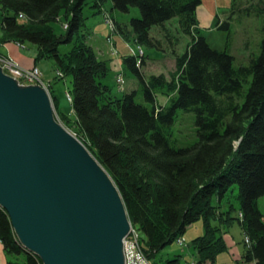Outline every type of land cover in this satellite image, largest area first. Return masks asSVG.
<instances>
[{"label": "trees", "instance_id": "obj_1", "mask_svg": "<svg viewBox=\"0 0 264 264\" xmlns=\"http://www.w3.org/2000/svg\"><path fill=\"white\" fill-rule=\"evenodd\" d=\"M106 1L94 0V7L102 13ZM246 1L248 7L233 0L232 13L256 16L263 37L259 54L236 66L229 53L231 35L225 51L213 49L205 38L197 16L202 0H112L113 9L123 13L141 10V18L116 25L125 40L141 49L158 47L151 30L158 26L169 31L167 23L174 18L192 39L185 54L174 52L176 70L169 77L147 76L146 54L124 56L142 85L140 102L138 91L118 97L102 82L109 72L107 61L83 33L88 0H0V47L33 44L37 62L53 59L59 72L72 77L70 128L118 186L133 228L141 233L140 245L152 261L203 220L205 234L194 240L198 264H216L228 251L225 234L236 221L249 238L244 262L264 264V215L258 203L264 197V0ZM62 17L68 28L58 33L54 24ZM218 27L232 28L229 22ZM68 44L73 49L62 54L60 47ZM181 110L195 113L198 137L191 145L176 147ZM234 188L239 189L237 217L232 202L222 210ZM216 197L220 205L214 204ZM0 242L13 258L7 264H43L21 246L1 207Z\"/></svg>", "mask_w": 264, "mask_h": 264}, {"label": "water", "instance_id": "obj_2", "mask_svg": "<svg viewBox=\"0 0 264 264\" xmlns=\"http://www.w3.org/2000/svg\"><path fill=\"white\" fill-rule=\"evenodd\" d=\"M0 207L43 264H127L133 225L113 178L58 120L49 91L1 63Z\"/></svg>", "mask_w": 264, "mask_h": 264}, {"label": "rangeland", "instance_id": "obj_3", "mask_svg": "<svg viewBox=\"0 0 264 264\" xmlns=\"http://www.w3.org/2000/svg\"><path fill=\"white\" fill-rule=\"evenodd\" d=\"M94 0H88V4L84 8V16L86 17L83 33L86 35L87 42L92 45L99 57H102L100 51H104L109 72L102 79L104 84L111 87L113 95L122 97L125 93L138 91V101H142V85L129 67L124 63V56L146 54V66L143 71L147 76L165 74L168 77L176 70V56L185 54L188 45L192 39L190 36L182 33L179 29V19L174 18L167 23L169 31L163 30L161 27H154L151 30V36L159 41L158 47L144 46L141 49L135 42H129L121 36L116 29L117 22L126 24L133 18H141L142 13L139 8H133L130 13H123L117 9H113L112 0H108L101 9L102 13L94 7ZM233 0H202L198 7L197 16L200 27L209 45L218 51H225L228 44L229 35H231V45L229 53L235 58V64H248L251 57L259 54L260 43L262 41L263 24L259 22L256 16H242L232 13ZM238 5V4H237ZM241 5L248 7L246 0H241ZM3 20L0 12V21ZM219 22L231 23L230 31L220 29ZM58 33L68 28L65 18L62 17L61 22L54 24ZM1 28V26H0ZM2 30L0 29V36ZM15 44V43H14ZM28 57L37 58L38 47L27 43L25 46L19 45ZM73 49V44L63 45L60 47L62 54H67ZM113 57H109L110 52ZM143 50V51H142ZM143 52V53H142ZM108 54V56L106 55ZM114 53V54H113ZM33 55V56H32ZM115 56V57H114ZM1 59L11 60L15 64L25 70L37 68L41 74V86L45 87L52 96L56 116L58 120L68 128L72 133H76L70 128V119L72 114V102L70 101V91L72 89V77L64 76L57 69L56 62L53 59H41L36 63L38 66L33 68H25L18 63L13 57L0 54ZM121 75L126 85L121 88L118 83V76ZM23 84V83H22ZM25 85H31L30 83ZM162 102L166 99L161 97ZM173 140L176 147L191 145L197 140V132L195 125V113L181 110L175 127ZM77 136V135H76ZM239 189L234 188L227 193L222 202V210L229 209V202L235 206L236 210L233 216L239 215L240 202L238 199ZM260 210L264 215V197L258 201ZM215 205H220L219 198L214 199ZM138 236V243L141 244V233L134 229ZM205 234V224L203 220H199L191 225L186 233L182 235L174 243L162 249L152 260H147L151 264H167L168 260L178 259L176 264H198L199 255L194 246V240ZM228 243H231L227 252L222 253L216 264H239L236 251L243 255L245 251L246 238L242 232L240 224L236 221L225 234ZM246 241V242H245ZM146 255V253H145ZM13 259L4 253L3 245L0 242V264H7V260Z\"/></svg>", "mask_w": 264, "mask_h": 264}, {"label": "built area", "instance_id": "obj_4", "mask_svg": "<svg viewBox=\"0 0 264 264\" xmlns=\"http://www.w3.org/2000/svg\"><path fill=\"white\" fill-rule=\"evenodd\" d=\"M2 25L0 21V26ZM143 53V52H142ZM114 54V53H113ZM0 63L3 66L5 73L18 79L23 84L30 83L31 85H39L36 83H41V74L37 68L31 70H25L19 68L18 64H15L11 60H5L0 58ZM118 83L121 86L125 85V80L122 76H118ZM41 85V84H40ZM72 102V98L70 97ZM138 236L134 229H132L130 235L127 237L125 242V253H126V262L127 264H151L145 255L144 250L141 245L138 243ZM246 241L248 242L247 238Z\"/></svg>", "mask_w": 264, "mask_h": 264}, {"label": "crops", "instance_id": "obj_5", "mask_svg": "<svg viewBox=\"0 0 264 264\" xmlns=\"http://www.w3.org/2000/svg\"><path fill=\"white\" fill-rule=\"evenodd\" d=\"M22 50H23V48L18 46L17 44L9 43V44L2 45L0 47V54L13 57L18 63H20L25 68H33L35 66H38V64L36 63V59L33 58L34 56L32 55L33 57H30L28 55V57H27L25 55L26 53L24 51H22ZM100 52L102 54V57H100V58L102 60H106L107 57H105L104 51H100ZM109 52H110V49H109ZM106 55L108 56L107 53H106ZM111 56L113 57L112 53L110 52L109 57H111ZM225 239H226V241L228 243L227 237H225ZM228 245L230 247L231 243L228 244ZM236 256L239 258L238 259L239 264H256L255 261L251 262V263L244 262L243 255H240L239 252H237V251H236Z\"/></svg>", "mask_w": 264, "mask_h": 264}, {"label": "bare ground", "instance_id": "obj_6", "mask_svg": "<svg viewBox=\"0 0 264 264\" xmlns=\"http://www.w3.org/2000/svg\"><path fill=\"white\" fill-rule=\"evenodd\" d=\"M240 217H242V215H240ZM132 229H134V228H132ZM247 240H248V243H249V238H247Z\"/></svg>", "mask_w": 264, "mask_h": 264}]
</instances>
